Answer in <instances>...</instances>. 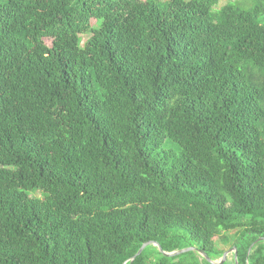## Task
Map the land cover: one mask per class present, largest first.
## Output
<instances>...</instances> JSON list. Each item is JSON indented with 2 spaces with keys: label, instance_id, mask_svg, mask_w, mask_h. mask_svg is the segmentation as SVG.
I'll return each mask as SVG.
<instances>
[{
  "label": "trees",
  "instance_id": "trees-1",
  "mask_svg": "<svg viewBox=\"0 0 264 264\" xmlns=\"http://www.w3.org/2000/svg\"><path fill=\"white\" fill-rule=\"evenodd\" d=\"M218 4L0 0V264H264V0Z\"/></svg>",
  "mask_w": 264,
  "mask_h": 264
},
{
  "label": "rangeland",
  "instance_id": "rangeland-1",
  "mask_svg": "<svg viewBox=\"0 0 264 264\" xmlns=\"http://www.w3.org/2000/svg\"><path fill=\"white\" fill-rule=\"evenodd\" d=\"M164 1V0H162ZM229 2H232V3H235L237 5H240V6H243L244 8H248L252 5V0H219V4L217 5V8H220L222 7L223 5L229 3ZM93 23H94V20H93ZM88 35H84L83 36V43L88 39ZM239 234V232H231V233H227L226 235L223 234V236H228V239L231 240V241H223L222 238L223 236H220V237H216L214 239V245H213V249L214 250H219V251H224L225 252H228L232 247V241L235 239V237ZM188 247H192L194 249H197V250H201L200 249V244L199 243H195V242H192V245L190 246H187L186 248ZM191 254L187 255V258L189 260H193L195 262H199L201 264H204V261L202 260V256L195 250H192V251H189ZM189 252H186V253H189ZM185 254V253H183ZM182 255V254H181ZM233 252L230 251L227 256H226V259L223 261L222 264H234L233 263V259L235 261V264H238V261L237 259H235V257L233 258ZM184 256L186 255H182L181 258L183 259ZM214 258V253L211 254V257L210 259L212 260H215L216 262H219L221 260L220 259H213ZM206 260V259H205ZM207 261V260H206ZM208 262V261H207ZM209 264H211L210 262H208Z\"/></svg>",
  "mask_w": 264,
  "mask_h": 264
},
{
  "label": "water",
  "instance_id": "water-1",
  "mask_svg": "<svg viewBox=\"0 0 264 264\" xmlns=\"http://www.w3.org/2000/svg\"><path fill=\"white\" fill-rule=\"evenodd\" d=\"M259 241H264V238H260V239H258L257 241H255V242L250 246L248 253L251 251L252 247H253L257 242H259ZM150 245L157 247V249L159 250V252L162 253V254H163L164 256H166V257L179 256V255H181V254H183V253H186V252H189V251L195 250V251H197L202 257H204L208 262H210L211 264H222L223 261L226 259L227 254H228L230 251H232V252L235 253V254H234L235 259H236V256H237V254H236V248H231L228 252L223 253V255H222V257H221V260H220L219 262H216L215 260L210 259V257H209V256H208L203 250H197V249H194V248H192V247H188V248H184V249L177 250V251L166 252V251H164V250L161 248V246H160L159 243H157V242H151V241H150V242L144 243V244L140 247V249L138 250V252H137V253H136V254L130 259V262H133V261L135 260V258H136L137 256H139V255L143 252V250H144L146 247L150 246ZM124 264H126V263H124Z\"/></svg>",
  "mask_w": 264,
  "mask_h": 264
}]
</instances>
